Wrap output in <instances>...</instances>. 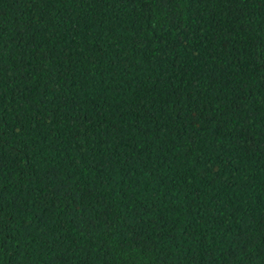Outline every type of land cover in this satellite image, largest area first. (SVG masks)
<instances>
[{"label":"trees","instance_id":"1","mask_svg":"<svg viewBox=\"0 0 264 264\" xmlns=\"http://www.w3.org/2000/svg\"><path fill=\"white\" fill-rule=\"evenodd\" d=\"M0 264H264V0H0Z\"/></svg>","mask_w":264,"mask_h":264}]
</instances>
